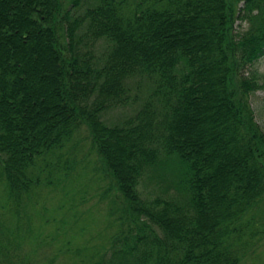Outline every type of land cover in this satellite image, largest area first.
I'll list each match as a JSON object with an SVG mask.
<instances>
[{"label": "trees", "instance_id": "obj_1", "mask_svg": "<svg viewBox=\"0 0 264 264\" xmlns=\"http://www.w3.org/2000/svg\"><path fill=\"white\" fill-rule=\"evenodd\" d=\"M262 55L264 0H0L2 207L25 208L37 161L85 123L126 222L91 264H240L256 207L264 218V129L248 99L264 88ZM134 78L141 103L106 123L139 96ZM143 178L159 193H141ZM3 226L0 264H52Z\"/></svg>", "mask_w": 264, "mask_h": 264}, {"label": "rangeland", "instance_id": "obj_2", "mask_svg": "<svg viewBox=\"0 0 264 264\" xmlns=\"http://www.w3.org/2000/svg\"><path fill=\"white\" fill-rule=\"evenodd\" d=\"M235 27L243 32L248 23L237 19ZM92 48L95 55L103 52L102 44ZM248 68L241 72L242 78L248 77ZM256 69L261 81L264 55L258 59ZM134 79L132 93L139 96L135 101L131 99L125 105L105 110L102 118L106 123L123 120L141 103L147 92L146 81L142 80V85L136 89L134 86L139 79ZM248 99L256 120L264 129V88H253ZM36 171L40 180L34 186L27 205L19 212H10L7 203L2 207L5 195L0 182V222L4 224V231L20 228L19 235L24 234L20 236V247L25 257L29 254L34 260L53 257L52 264H91L109 247L112 235L126 230V222L122 224L119 218L124 210L123 197L93 144L89 126L81 124L65 146L39 159ZM138 189L148 196L159 193L155 184L146 178L139 181ZM261 212L256 207L252 222L255 224L252 226L251 223L248 229L257 227L259 232L251 242L249 239L240 264H264V218ZM39 241L46 243L40 244ZM67 245L79 250L75 254L59 252Z\"/></svg>", "mask_w": 264, "mask_h": 264}]
</instances>
